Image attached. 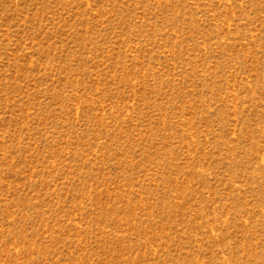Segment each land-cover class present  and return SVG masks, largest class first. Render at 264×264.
<instances>
[{
  "label": "rangeland",
  "instance_id": "1",
  "mask_svg": "<svg viewBox=\"0 0 264 264\" xmlns=\"http://www.w3.org/2000/svg\"><path fill=\"white\" fill-rule=\"evenodd\" d=\"M0 264H264V0H0Z\"/></svg>",
  "mask_w": 264,
  "mask_h": 264
}]
</instances>
